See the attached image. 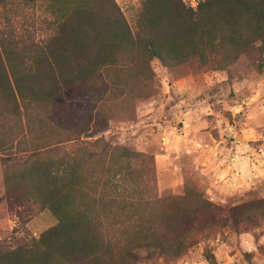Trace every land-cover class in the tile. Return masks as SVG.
<instances>
[{
    "label": "rangeland",
    "instance_id": "rangeland-1",
    "mask_svg": "<svg viewBox=\"0 0 264 264\" xmlns=\"http://www.w3.org/2000/svg\"><path fill=\"white\" fill-rule=\"evenodd\" d=\"M113 1L125 22L116 27L130 37L113 46L112 65L100 68L91 85H80L76 101L53 118L84 139L102 135L112 147L137 153L128 164L120 161L129 166L133 209L119 217L122 225L102 228L113 262L264 264V51L248 34L213 42L197 28L178 40L183 55L179 49L178 59L165 62L148 54L170 37L159 20L152 30L145 27L147 0ZM17 4L8 0L0 7V32L43 38L49 19L44 4ZM183 4L197 12L199 4ZM204 24L214 33L220 28L217 19ZM94 151L101 180L123 169L105 151ZM29 155L6 161L0 153V243L11 247L56 223L51 212L31 205ZM145 237H157L172 251L145 247L127 254V242ZM174 246L180 251L174 253Z\"/></svg>",
    "mask_w": 264,
    "mask_h": 264
},
{
    "label": "trees",
    "instance_id": "trees-1",
    "mask_svg": "<svg viewBox=\"0 0 264 264\" xmlns=\"http://www.w3.org/2000/svg\"><path fill=\"white\" fill-rule=\"evenodd\" d=\"M7 1L0 0L2 9ZM16 1L22 9L42 2L49 19L41 39L21 31L8 38L0 32V153L8 161L30 151L31 205L51 212L56 223L16 246L1 242L0 264H115L112 242L102 228L122 225L119 217L133 209L129 166L120 161L128 164L137 153L112 147L102 135L84 139L81 131L61 128L53 118L76 101L80 85L93 82L100 68L115 61L113 46L130 37L116 27L124 18L113 0ZM141 18L145 27L152 30L159 20L169 32L168 44L148 50L165 62L178 59L174 54L179 49L183 55L178 40L197 28L213 42L240 41L248 34L264 51V0H204L192 13L181 0H147ZM211 19L220 23L216 33L204 24ZM187 20L198 22L188 25ZM95 149L123 169L101 180L92 162ZM97 192L112 196H95ZM145 247L165 249L157 237L129 241L124 249L134 257L136 248ZM174 247V253L180 251Z\"/></svg>",
    "mask_w": 264,
    "mask_h": 264
},
{
    "label": "built area",
    "instance_id": "built-area-1",
    "mask_svg": "<svg viewBox=\"0 0 264 264\" xmlns=\"http://www.w3.org/2000/svg\"><path fill=\"white\" fill-rule=\"evenodd\" d=\"M182 1L191 8H196L199 4V0H188V2L186 0Z\"/></svg>",
    "mask_w": 264,
    "mask_h": 264
}]
</instances>
